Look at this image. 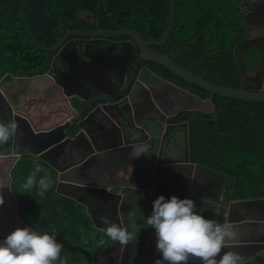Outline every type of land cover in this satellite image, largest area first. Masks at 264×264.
<instances>
[{
  "label": "flooded vegetation",
  "instance_id": "1",
  "mask_svg": "<svg viewBox=\"0 0 264 264\" xmlns=\"http://www.w3.org/2000/svg\"><path fill=\"white\" fill-rule=\"evenodd\" d=\"M243 2L244 8L248 6L257 12L244 16L240 8ZM87 3L88 0L30 1L27 11L29 21L24 0L23 17L19 8L16 21L21 23L18 31H25V20L28 27L30 22V32L37 41L52 40L63 32L59 36L60 40L67 31H95L97 22L101 26L102 22L111 20L110 17H103L101 12L99 16L96 15L98 3L95 11L89 10ZM126 3L127 0L122 5ZM102 7L103 3L101 9ZM236 7L243 25V35L233 50L235 64L240 72L239 86L245 89L246 86L264 87V14L259 13L264 10V0H240ZM71 23L76 24V27L69 28ZM86 24H92L95 28H89ZM25 34L27 35L26 31ZM154 47L156 46H151V49L158 52ZM39 55L43 59L47 56L44 67L36 68L33 65L30 70L13 71L0 76V123L8 126L11 121L16 122V106L25 96L30 97L32 102L36 85L48 82L49 78L52 83L62 85V79H68L71 68L76 71L77 74L72 77L75 81L79 78L80 84H72L68 88L71 95L63 102L70 115L64 131H67L72 142L68 146H61L54 154L44 156L47 162L37 159L51 168L54 165L61 169L60 173L54 169L57 172V193L75 196L83 203L86 211L89 207L92 215L87 213L97 234L93 241L91 264H151L152 261L162 259L156 253L155 230L145 220V216L149 217L152 213L153 195H156L153 200L161 195L166 200L173 195L179 199H191L195 202L194 211L197 214L221 224L227 222V177L195 163L191 154V127L194 120L200 114L209 115L216 109L211 95L202 99L190 88L177 84L173 79L174 74L169 70L143 58L138 44L131 37L70 36L57 50L52 53L42 51ZM100 55L105 59H100ZM93 60L99 63L101 69H105V77H92V83L82 77V68H89ZM72 63H75L78 70ZM26 77L36 80L28 83L22 80ZM173 85L196 97L174 89ZM99 114L110 116L113 121ZM124 127L142 132L132 138L131 144L122 142L117 134L108 139L105 133L97 135L95 132L123 131ZM83 131L90 134L92 147L84 144L80 135ZM38 139L45 141L42 136ZM33 142L30 140V149L35 150ZM141 143L149 146L148 154L129 159L131 145ZM119 144L121 146L118 149L109 148ZM40 145L39 142L36 143V147ZM28 147L27 131L22 127H18L7 144H0L1 150H8L6 155L24 151ZM84 150L87 151L86 155L83 154ZM96 150L101 153L96 154ZM90 152L93 154L87 156ZM131 169L134 176L117 175L119 170ZM147 170L151 173L155 170L156 182L152 192H148L151 190L152 180ZM69 181H75L76 184L69 186ZM58 182L61 183L60 186ZM159 186L165 189L162 190L167 195L158 190ZM145 203L150 205L149 215L146 208H140ZM10 205L9 202V207ZM241 216L250 224L247 231L240 234L242 240L237 238L231 242L216 259L219 260L227 251L243 256L246 251L236 245L251 242L261 248H256L255 251L258 252L246 260L245 264L255 260L259 263L260 259L264 260V210L253 209ZM105 219L128 229L133 234L132 242L122 247L108 238L103 229L110 225L103 222ZM141 230L148 232L147 238L139 236ZM189 264L201 262L192 258Z\"/></svg>",
  "mask_w": 264,
  "mask_h": 264
},
{
  "label": "trees",
  "instance_id": "2",
  "mask_svg": "<svg viewBox=\"0 0 264 264\" xmlns=\"http://www.w3.org/2000/svg\"><path fill=\"white\" fill-rule=\"evenodd\" d=\"M30 1L39 0H25L29 21ZM98 1L88 0L87 8L95 11ZM123 1L103 0L100 12L103 17L111 18L109 22L101 23L104 30L134 29L149 40L163 37L170 18L169 0H127L126 5H122ZM239 1L173 0L175 20L172 30L166 43L154 49L205 80L239 88L240 72L233 57V50L243 35L236 7ZM20 5L21 0H0V76L30 70L33 65L41 68L47 61V56L39 57L42 51L30 41L25 31H18L21 23L16 21ZM86 26L95 28L92 24ZM68 27H76V24L71 23ZM59 36L52 40L38 39V42L51 46L59 41ZM173 79L202 99L211 95L216 106L214 112L202 113L193 122V161L227 177L228 202L264 197V102L220 97L175 75ZM203 141L208 142L205 148ZM0 153L7 154L8 150L0 149ZM36 165L43 169L37 175V181L45 173L52 180V187L43 197L37 195L36 188L23 189ZM11 178V190L18 199V214L23 222L40 234L54 235L63 245L60 258L66 264H91L93 241L97 235L93 222L85 207L56 192L57 172L37 158L24 155L12 169ZM0 208L3 209L0 215L11 221L7 205H0ZM147 235L142 234L144 238ZM247 264H264V260Z\"/></svg>",
  "mask_w": 264,
  "mask_h": 264
},
{
  "label": "water",
  "instance_id": "3",
  "mask_svg": "<svg viewBox=\"0 0 264 264\" xmlns=\"http://www.w3.org/2000/svg\"><path fill=\"white\" fill-rule=\"evenodd\" d=\"M21 2L22 5L20 6V15L23 17L24 0H21ZM102 3L103 0L98 1V8L96 11L97 16H99L100 14ZM169 5H170L169 23L163 37L160 40H152V41L145 40L142 37V35L137 30L134 29L124 28V29H117L112 31L104 30L101 28L100 23L97 22L96 24L97 29L95 31H83V30L67 31L56 45L52 47H46L38 43L36 38L30 32L28 24L26 23L25 20H24V29L27 35L29 36V38L31 39V41L36 45L38 49L50 53L57 50L63 44V42L70 36L102 37V38L131 37L138 44V47L144 59L163 66L164 68L169 70L172 74H174L176 77L186 81L187 83H190L196 87L204 89L210 92L211 94L218 95L224 98L236 99L246 102H264V87L262 86L259 87L246 86L245 89L242 86H240L239 88H232V87L219 85L193 74L189 70L183 68L182 66L174 62L168 55L160 54L158 52H155L153 49H151V46H158V47L163 46L166 43L168 36L172 30L175 20V6L173 0H169ZM244 6H245V2L240 4V8L242 9L241 10L242 14H245L244 16H246V14L253 15L257 12L248 8V6L247 8H244ZM259 13L264 14V10L262 11L260 10ZM101 54L104 56L106 55L102 52ZM102 55H100L99 58L103 60L105 58ZM95 61L96 60H93V63H91V65L88 66L89 68L87 69L82 68V77L84 79H87L86 81L92 83L94 82V79L92 77L102 78L105 75V71H104L105 69H101L99 67V63ZM72 64L74 65V68L78 70V67L75 66V63ZM76 74H77L76 71L73 68H71V72L68 74V79L67 80L66 78L62 79V85L52 83L51 79L49 78L48 82L35 86L34 95H33L34 98L31 99L32 102L30 101V97L25 96L21 100V103L16 106V112H17L15 116L16 124L18 127H22L25 129V131H27V140L29 141V147L28 149L21 152H13L11 154H8L6 155L5 159L0 160V194L6 193L7 196L9 194L13 199V204H11L10 207H9V203L7 202L4 203L7 205L10 211L12 210L13 215L10 213L11 221L15 220V222H13L14 223L13 228L7 230L10 231V233L20 227L31 228L30 226L25 224L23 220L19 217L18 199L11 190V182H12L11 171L21 156L32 155L42 161L47 162L44 156L48 154H54L55 151H58L61 146L63 145L68 146L72 142V140L70 139L71 137H68L67 135V131H64L68 126V118L70 117V115L67 113L69 109L66 106H63V102L64 100H67V98L71 95V93L69 92L70 89L68 88L72 87V84L74 86L80 84L79 78L77 81H75L72 77ZM22 80L30 83V80L35 81L36 79H30V77H26L23 78ZM172 87H174V89L176 90L181 91L182 93H186L190 97H196L191 92L186 91L176 85H173ZM64 88H66L68 91L67 90L65 91ZM99 115L101 117L107 118L111 122L113 121L110 116H106L104 114H99ZM95 132L97 133V135L99 133L100 134L105 133L108 136V139H112L116 137L115 135L117 134V136L122 140V142H126V144H131L132 138L138 132H142V131H131L130 128L124 127L123 131H95ZM80 135L83 138L84 144L90 147L93 146L92 138L88 133V131H83L80 133ZM40 136H42L45 139V141L39 140L38 138ZM30 140L34 141L33 144L36 148L35 150L30 149ZM102 141L104 140L102 139ZM38 142L41 144L40 147H36V143ZM120 146L121 144L109 148L118 149ZM86 152L87 151L84 150L83 154L86 155L87 154ZM94 152H96V154L101 153L100 150H96ZM92 154L93 153L90 152L87 156H91ZM52 168L58 171L59 173L61 171V169H59L57 166L52 165ZM153 171L155 175V170ZM117 175L126 177L127 175H130V171L119 170L117 172ZM157 182L164 183L161 181H157ZM69 183H70L68 184L69 186H74V184H76L75 181L74 182L69 181ZM60 185L61 183L58 182V186ZM3 188H5V192H3ZM61 195L70 198L75 202L83 205V203L73 195H66V196L64 194ZM117 197L120 198V195H117ZM242 207L245 208L246 211H250L253 209L264 210V198L234 200L228 202V207H227L228 214H227L226 223L233 225L234 230L238 233L237 238L241 240L242 238L240 234L245 233L247 231V227L250 226V224H248V222L245 221V219L240 215V213L239 214L236 213V210ZM86 212L92 215L91 211L89 210V207H87ZM3 218H7V217L0 215V219ZM7 231L4 233V231L1 230L0 227V237H6L8 234H10ZM0 241H2L1 238ZM236 246L237 248H243L246 251L244 252L243 255L245 261L252 258L258 252V251L256 252L255 249L260 247V245L251 242H241ZM94 257L96 258L97 254H95Z\"/></svg>",
  "mask_w": 264,
  "mask_h": 264
},
{
  "label": "clouds",
  "instance_id": "4",
  "mask_svg": "<svg viewBox=\"0 0 264 264\" xmlns=\"http://www.w3.org/2000/svg\"><path fill=\"white\" fill-rule=\"evenodd\" d=\"M15 121L8 126L0 123V144H7L17 130ZM149 146L145 143L131 145L129 159L148 154ZM6 154L0 153V160ZM43 169L36 165L34 171L23 184L25 191L37 189V195L43 197L52 187V180L45 173L37 181V175ZM4 204L0 196V205ZM195 202L191 199H179L175 195L165 199L159 196L152 205V213L146 219L147 225L155 230L156 251L162 259L155 264H189L192 258L201 264H245L239 253L227 251L217 260L223 248L237 239L238 233L231 224H221L215 220L205 219L197 214ZM103 229L105 235L122 247L133 240V234L116 223H110ZM103 243V241H101ZM63 245L54 235L40 234L32 228H17L0 241V264H66L60 258Z\"/></svg>",
  "mask_w": 264,
  "mask_h": 264
},
{
  "label": "crops",
  "instance_id": "5",
  "mask_svg": "<svg viewBox=\"0 0 264 264\" xmlns=\"http://www.w3.org/2000/svg\"><path fill=\"white\" fill-rule=\"evenodd\" d=\"M147 172H148V174H150V176L149 177H151L150 179L152 180V183H151V190H149L148 192H152L153 190H154V184H155V182H156V180H155V176H154V171H152V173H151V171H148L147 170ZM130 175L131 176H134V172L132 173V169H131V171H130ZM130 175H127L126 177H128V176H130ZM158 190H160V192H162L163 194H165V195H167L162 189H161V186H159L158 187ZM174 191H176V190H174ZM65 196H66V194H64ZM3 197V200H4V203L5 202H7V203H9L10 201H8V199H7V196L6 195H3L2 196ZM159 197V196H158ZM157 197V198H158ZM154 198H156V195H153V198L151 199V202H154L155 200H153ZM70 199V198H69ZM151 202H150V204H151ZM11 203V202H10ZM144 203V202H143ZM12 204V203H11ZM144 208H146L147 209V211H148V215L150 214V211H151V208H150V205H148V203H145L144 204ZM236 213H240V215H244L245 213H246V210H245V208H238L237 210H236ZM151 215V214H150ZM235 216H237V215H235ZM238 217H239V215H238ZM143 228H145V227H143ZM144 233H147L148 234V232L146 231V230H141L138 234H139V236L140 237H143L142 236V234H144ZM154 234H155V231H154ZM148 237V236H147ZM147 237H145V238H147ZM156 253H158L159 255H161L159 252H156Z\"/></svg>",
  "mask_w": 264,
  "mask_h": 264
},
{
  "label": "rangeland",
  "instance_id": "6",
  "mask_svg": "<svg viewBox=\"0 0 264 264\" xmlns=\"http://www.w3.org/2000/svg\"><path fill=\"white\" fill-rule=\"evenodd\" d=\"M202 146L205 148L208 146V142L207 141H203L202 143ZM5 191V188H3V192ZM5 195L7 196V194L5 193ZM7 199L8 201H10L12 204H13V199L12 197L8 194L7 196ZM140 208L143 209V205H140ZM0 211H3V209L0 208ZM10 213L13 215L12 213V210L10 211ZM148 217L145 216V220L147 219ZM13 222H15V220L13 221H10V220H7V218H3V219H0V227H1V230L4 231V233L8 230V229H12L13 228ZM17 228V227H16ZM21 228V227H20ZM10 233V231H7Z\"/></svg>",
  "mask_w": 264,
  "mask_h": 264
}]
</instances>
